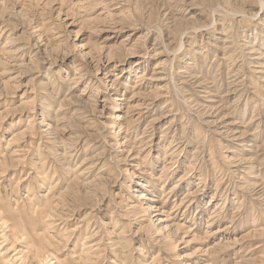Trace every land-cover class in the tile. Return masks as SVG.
<instances>
[{
  "label": "rangeland",
  "instance_id": "obj_1",
  "mask_svg": "<svg viewBox=\"0 0 264 264\" xmlns=\"http://www.w3.org/2000/svg\"><path fill=\"white\" fill-rule=\"evenodd\" d=\"M0 264H264V0H0Z\"/></svg>",
  "mask_w": 264,
  "mask_h": 264
}]
</instances>
